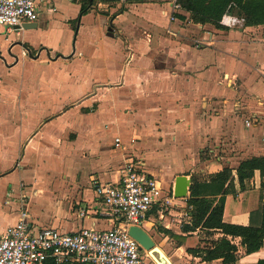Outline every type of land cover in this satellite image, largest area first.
<instances>
[{
	"label": "crops",
	"instance_id": "1",
	"mask_svg": "<svg viewBox=\"0 0 264 264\" xmlns=\"http://www.w3.org/2000/svg\"><path fill=\"white\" fill-rule=\"evenodd\" d=\"M56 3L59 0H49L40 8L34 29L8 33L0 26V88L16 84L8 95L18 106L15 117H2L22 123L20 170L14 171L35 180L41 179L40 173L60 172L63 190H68L66 205L59 217L41 218L31 212L28 193L21 190L7 197L14 188L9 184L0 196V234L18 217L17 202L10 207L5 202L19 195L29 198L24 206L35 227L62 232L107 228L96 213L94 186L117 182L126 163L139 161L173 194L176 178L184 179L185 196L167 213L172 218L159 220L153 212L141 226L154 244L158 242L156 249L166 259L168 252L174 264H222L187 254L186 249L212 237L204 230L183 234L180 226L189 221L185 200L192 174L206 176L229 167L235 177L240 161L264 156V26H245L238 9L222 16L220 28L194 23L182 9L175 14L184 19L174 16L169 21L162 14L168 10L166 2L153 0L115 1L111 7L114 2L98 3L75 23L51 18ZM72 3L78 16L79 3ZM84 20L96 23L87 34L77 35L71 52L35 41L47 36L52 22L68 24L78 33ZM49 36L55 42V35ZM19 64L23 71L12 77ZM36 66L53 69L34 77ZM3 74L11 81L1 80ZM247 119L249 127L244 125ZM203 151L207 158H201ZM234 187L236 195L225 196L222 221L247 225L250 212L260 205L259 172L244 180L242 190L235 177ZM219 236L214 233L213 238ZM233 243L235 264H256L264 258V240L259 251L249 255L238 238ZM166 263L171 264L168 259Z\"/></svg>",
	"mask_w": 264,
	"mask_h": 264
},
{
	"label": "built area",
	"instance_id": "2",
	"mask_svg": "<svg viewBox=\"0 0 264 264\" xmlns=\"http://www.w3.org/2000/svg\"><path fill=\"white\" fill-rule=\"evenodd\" d=\"M162 1L168 6V10L162 12L163 16L174 21V14L181 10V4L178 0ZM48 2L0 0V26L9 33L21 29L25 23H34L40 8ZM251 124V120H244L246 127ZM114 142L118 146L119 139L115 138ZM21 187L9 190L7 197L12 198L16 191L22 190ZM94 194L98 203L96 213L108 227L81 228L76 232L33 226L24 206L27 197L19 195L16 198L19 205L17 220L0 234V264H156L152 255L153 260L128 234V228L131 225L141 227L153 212L163 220L164 213H169V208L176 206L180 198L172 191L164 190L144 171L139 161L126 163L117 182L95 184ZM10 202L14 201L7 199L5 203Z\"/></svg>",
	"mask_w": 264,
	"mask_h": 264
},
{
	"label": "trees",
	"instance_id": "3",
	"mask_svg": "<svg viewBox=\"0 0 264 264\" xmlns=\"http://www.w3.org/2000/svg\"><path fill=\"white\" fill-rule=\"evenodd\" d=\"M79 3V18L93 9L94 3H110L114 1L99 0H73ZM181 9L189 14L194 23L211 24L220 28V20L223 15L238 9V16L245 26H264V0H178ZM182 20L180 14L174 15ZM26 47V46H25ZM31 51L30 48L26 47ZM202 159L207 157H201ZM258 171L260 176L259 208L249 214L247 225L229 224L222 221L223 206L226 195L235 196L234 181L239 189H244V180L252 177L253 172ZM235 177L232 169L223 167L220 171L199 177L196 174L190 176L188 196L185 203L188 208L189 221L182 223L180 231L183 234L204 230L206 235L212 237L205 240L202 245L194 249H186V253L200 258L203 262L220 260L222 264H235L238 258L237 247L233 243L239 239V245L244 254L249 255L259 251L264 240V156L249 158L239 162L235 169ZM163 232L170 238L181 239L168 230ZM214 233L220 234L217 239ZM51 264V263H48ZM256 264H264V258L258 259Z\"/></svg>",
	"mask_w": 264,
	"mask_h": 264
},
{
	"label": "rangeland",
	"instance_id": "4",
	"mask_svg": "<svg viewBox=\"0 0 264 264\" xmlns=\"http://www.w3.org/2000/svg\"><path fill=\"white\" fill-rule=\"evenodd\" d=\"M158 3H165L161 0H153ZM57 4V13L54 15H51V18L54 19H60V18H71V20H74L77 16L76 12V5L72 3V0H59V3ZM94 5H98V3H94ZM111 6H115V1L113 4H110ZM104 9V8H103ZM234 12V11H233ZM177 15V14H174ZM61 16V17H58ZM47 17V16H46ZM66 22V21H65ZM60 23L52 22V27L50 29H47V36L41 38L40 40H35L41 44H53L56 46L59 50V52H66L69 50L71 52L75 48V40L78 37L82 36L83 34H87L89 31V28L91 25L95 24L96 21H83L82 27H80V30L78 31H70V25L67 24V27H64ZM71 24L73 22H70ZM75 24V23H74ZM55 35V42L52 43L51 37L49 35ZM71 50V51H70ZM18 52V51H17ZM68 52V54H69ZM83 58V57H82ZM2 62L4 61V58H1ZM79 66H82V64L78 61H76ZM3 65H5L3 63ZM6 68V67H5ZM42 68V67H41ZM39 66L34 67L35 71L33 73L34 77L39 76V71H44L46 74H51V69H41ZM45 68V67H44ZM23 71V66L21 64L18 65V68L16 71L12 72L10 75L12 77L16 76L17 73H21ZM31 75V74H30ZM4 78V80H9L10 78L3 74L1 80ZM224 78V77H223ZM11 81V80H9ZM16 84L7 83L3 84L0 88V174L10 173L13 172L14 169L16 171H19V162L21 157V146H19L18 141L20 140L22 136L21 132V126L22 123L17 120L13 121H7L4 120V116L7 114H11L15 117V113L17 112L18 106L16 103L8 98V95L12 91H15ZM235 87L238 86V82L234 84ZM13 93V92H12ZM111 127V126H110ZM107 128L108 130L110 129ZM206 151L201 152V156L204 157V154H206ZM32 158V157H31ZM28 162H31V159H29ZM32 168V167H28ZM14 171L10 175L7 176H1L0 177V196L3 194V190L7 188V186L10 184V186L14 187L13 189H16V186H22V191L28 193L30 196V203L28 204L30 207L31 212L34 214L40 213L41 218H46L50 216H60V211L64 208L66 205V197L67 194V187L63 190L64 186L62 184L63 179L60 172H54V174H47V173H40V180L33 179L32 176H26L22 177L18 172ZM60 176H59V175ZM199 177L204 176V173L197 172L195 173ZM20 178H22L21 181ZM33 189H39L40 193H37L36 195L32 194ZM6 200V199H5ZM4 200V201H5ZM14 202H17L14 199H11ZM29 198H27L28 202ZM8 204L10 207L11 203ZM7 204V203H6ZM16 204V203H14ZM174 207H171L169 209H174ZM3 210H6V208L3 206ZM164 215L169 218V220L172 218L170 216H167V213L165 212ZM40 218H38L39 220ZM168 220V221H169ZM171 222V221H170ZM2 225V222H0V226ZM71 225V224H70ZM154 247H158V242H155ZM156 256V254H154ZM167 259L171 262V264H174V261L170 258L169 253L167 252ZM152 262V261H151ZM164 263V261H163ZM165 264V263H164Z\"/></svg>",
	"mask_w": 264,
	"mask_h": 264
},
{
	"label": "water",
	"instance_id": "5",
	"mask_svg": "<svg viewBox=\"0 0 264 264\" xmlns=\"http://www.w3.org/2000/svg\"><path fill=\"white\" fill-rule=\"evenodd\" d=\"M99 1H121V0H99ZM124 1H140V0H124ZM36 23H25L22 25V29H34L36 28ZM184 179L182 177H177L175 180V187H174V196L176 198H184L185 191L183 187ZM128 234L137 241L140 245V248L144 249L145 251L156 253L158 258L152 255L153 259L155 260L156 264L165 263V258L159 252L156 251V247H154V242L150 238V236L139 226L131 225L128 228ZM156 258V259H155ZM158 259V260H157ZM164 261V263H163Z\"/></svg>",
	"mask_w": 264,
	"mask_h": 264
},
{
	"label": "bare ground",
	"instance_id": "6",
	"mask_svg": "<svg viewBox=\"0 0 264 264\" xmlns=\"http://www.w3.org/2000/svg\"><path fill=\"white\" fill-rule=\"evenodd\" d=\"M156 251L159 252L162 256H164V255L162 254L163 252L161 253L160 250L156 249ZM149 253H150V255H149V254H148V255L151 257V255H153V254H152V252H149ZM164 258H165V257H164ZM151 259H152V258H151ZM155 259H156V258H155ZM157 260H158V259H157ZM166 261H167V259L165 258V263H166ZM159 264H162V263L159 262ZM166 264H167V263H166Z\"/></svg>",
	"mask_w": 264,
	"mask_h": 264
}]
</instances>
